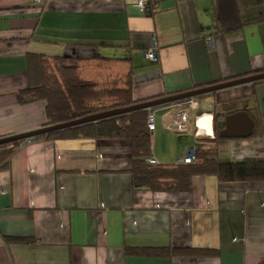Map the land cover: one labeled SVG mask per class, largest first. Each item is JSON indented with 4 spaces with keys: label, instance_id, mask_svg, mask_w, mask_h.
<instances>
[{
    "label": "crops",
    "instance_id": "crops-1",
    "mask_svg": "<svg viewBox=\"0 0 264 264\" xmlns=\"http://www.w3.org/2000/svg\"><path fill=\"white\" fill-rule=\"evenodd\" d=\"M157 4L145 16L136 0H46L43 7L0 0V138L48 127L45 101H19L35 57L74 59L82 80L99 91L130 89L137 104L264 73V0ZM155 43L157 63L146 58ZM192 100L197 109L189 108L184 135L167 126L187 101L155 110L160 164L196 149L235 162L264 159V80ZM242 111L254 121L253 136L217 142L215 122ZM131 167L127 139L25 144L0 170V264H264V182L195 177L188 193H154L132 187ZM163 248L218 255L138 253Z\"/></svg>",
    "mask_w": 264,
    "mask_h": 264
},
{
    "label": "trees",
    "instance_id": "trees-1",
    "mask_svg": "<svg viewBox=\"0 0 264 264\" xmlns=\"http://www.w3.org/2000/svg\"><path fill=\"white\" fill-rule=\"evenodd\" d=\"M35 58L37 59L30 69L31 85L27 90L19 93V101L22 104L45 101L48 126L61 125L85 117L156 101L137 104L131 98L130 89L97 90L94 83L84 81L78 76L79 64L74 59L62 57L50 61L43 57ZM189 100L192 99L177 103ZM157 108L159 107L148 109L155 112ZM148 109L53 132L30 141L0 145V170L7 169L16 153L30 142L67 139H127L131 142L132 167L130 173L132 187L135 190H148L154 193H188L191 191L192 180L195 177H215L220 183L264 182L263 158L235 162L220 159L218 153L213 150L196 149L195 162L192 164L150 165L147 159L151 156L155 132L151 133L148 129ZM214 128L215 140L225 142L227 139L221 137L225 124L222 123L219 127L216 121ZM7 240L10 243L30 242L28 239L14 237L7 238ZM138 253L170 259H200L218 255L215 250L195 248H163L142 250Z\"/></svg>",
    "mask_w": 264,
    "mask_h": 264
},
{
    "label": "water",
    "instance_id": "water-1",
    "mask_svg": "<svg viewBox=\"0 0 264 264\" xmlns=\"http://www.w3.org/2000/svg\"><path fill=\"white\" fill-rule=\"evenodd\" d=\"M262 80H264V73L256 75V76L248 77L245 79H240L237 81H232V82L224 83L221 85L212 86V87L205 88V89H199V90L191 91L188 93L174 95L171 97L159 99V100L145 103V104H140L134 107L126 108V109L114 110V111H110V112H106V113H102L98 115H93L90 117H85V118L78 119V120L65 123V124H61V125L48 126V127H45V128L33 131V132L25 133L22 135H16L13 137L3 138V139H0V145H6V144L13 143V142L24 141V140L30 141L42 135H48L53 132L62 131L65 129H69V128L76 127V126H81V125L88 124L91 122H96V121L106 119L109 117L122 115V114L130 113V112L142 110V109L144 110V109L153 108V107H162V106L170 105L173 103H177L182 100L194 99V98L200 97L205 94L217 92L220 90L228 89V88L239 86V85L246 84V83L258 82ZM253 134H254V121L250 118L247 112L242 111V112H238V113H235V114H232L226 117L225 128L221 132V137L224 139H248V138H251Z\"/></svg>",
    "mask_w": 264,
    "mask_h": 264
},
{
    "label": "built area",
    "instance_id": "built-area-1",
    "mask_svg": "<svg viewBox=\"0 0 264 264\" xmlns=\"http://www.w3.org/2000/svg\"><path fill=\"white\" fill-rule=\"evenodd\" d=\"M46 0H32L33 4L37 7H43ZM136 7L140 12H142L145 16H152L156 13L158 4L157 0H136ZM157 44L155 43L154 46L147 51L146 58L153 62L157 63L159 61L157 57ZM197 109V104L194 100H189L186 103L182 104L180 106V109L175 114L173 120L168 124L167 129L171 132L183 134L187 133L190 130V123H189V115L188 110ZM148 129L151 133L156 131V116L155 113L148 109ZM200 121L201 119L198 118L197 120V133L201 132L200 128ZM195 162V154L194 151L189 152L184 158L179 159L177 163L179 164H192ZM147 163L150 165H158L159 162L155 159L153 156V153L151 152V156L147 159Z\"/></svg>",
    "mask_w": 264,
    "mask_h": 264
},
{
    "label": "rangeland",
    "instance_id": "rangeland-1",
    "mask_svg": "<svg viewBox=\"0 0 264 264\" xmlns=\"http://www.w3.org/2000/svg\"><path fill=\"white\" fill-rule=\"evenodd\" d=\"M200 128H201V124H200ZM172 134H174V133H172ZM201 134H202V132H201ZM174 135H176V134H174ZM184 135V134H183ZM203 135H205V136H208V133H206V134H203ZM152 153H153V148H152ZM154 156V155H153ZM173 161V160H172ZM164 164H174V163H171V162H166V163H164Z\"/></svg>",
    "mask_w": 264,
    "mask_h": 264
},
{
    "label": "bare ground",
    "instance_id": "bare-ground-1",
    "mask_svg": "<svg viewBox=\"0 0 264 264\" xmlns=\"http://www.w3.org/2000/svg\"><path fill=\"white\" fill-rule=\"evenodd\" d=\"M201 129H202V123H201ZM211 129V128H210ZM203 131H206L208 133V135L210 136L211 135V131L208 132L206 129H204Z\"/></svg>",
    "mask_w": 264,
    "mask_h": 264
}]
</instances>
